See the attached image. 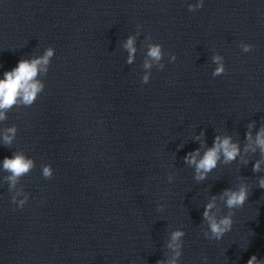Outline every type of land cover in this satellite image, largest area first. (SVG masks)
I'll return each mask as SVG.
<instances>
[{
	"label": "clouds",
	"instance_id": "1",
	"mask_svg": "<svg viewBox=\"0 0 264 264\" xmlns=\"http://www.w3.org/2000/svg\"><path fill=\"white\" fill-rule=\"evenodd\" d=\"M204 6V0H198L197 3H189L187 5L190 12H195ZM138 31L136 35H130L123 44V48L127 51L126 63L131 65L134 63L137 54V36L140 34V26H137ZM145 54L142 63L144 69L141 77V83L147 84L151 77V70L155 67L158 70L165 68L163 62L166 53L163 50V45L152 41L149 34L145 37ZM243 52L247 53L253 50L254 46L248 43L241 42L239 45ZM55 54V49L51 46L47 47L42 56L33 57L30 59H20L17 65L11 70L3 72V79H0V122L8 119V113L15 109L31 107L39 98V95L44 91L45 84L37 77L40 73L47 74L49 65ZM169 62H174L177 57L175 54L168 53ZM213 63L216 65L212 75L213 77L221 76L225 73V63L222 55H214L212 57ZM253 127L249 125V129ZM18 128L15 124L4 127L0 131V143L3 146L11 148L13 145ZM203 133H201V136ZM197 140L200 137H196ZM246 140L248 143L244 147L245 153L251 151L255 153L259 149L261 159L255 161L252 166V171L258 173L261 171V164L264 163V126L256 133L253 141L252 132L249 130L246 133ZM241 156V150L238 143H234L230 136L221 137L217 135L211 147H207L201 155L200 148L189 152L184 157V163L194 169V179L197 182H202L207 179L208 174L218 167L219 163L228 164ZM222 158V159H221ZM243 163L248 161L241 156ZM35 161L29 157L22 150L14 151L11 157H4L0 171L7 173L3 177V181L7 183L9 193L11 195V202L18 208H23L29 199V194L21 187L17 189L22 179L29 175L35 168ZM42 176L45 179H51L53 176V168L49 164L42 165ZM174 177L168 176V182L171 183ZM235 188L224 189L219 196H211L204 206L202 213L203 221L206 223L207 230L203 231L205 238L212 240H220L223 236L230 232L233 226V217L235 210L242 208L248 201L250 190L249 185L243 182ZM258 187L264 189V176L258 178ZM22 197V198H21ZM223 203L224 208L228 211L226 214L222 213V208L217 206V200ZM165 205L159 204L158 209H163ZM185 232L182 229H177L170 234V239L167 247L172 250V257L165 261H157V264H180V257L182 255L183 237ZM207 259L206 257L204 258ZM247 264H264V260H259L256 255H252Z\"/></svg>",
	"mask_w": 264,
	"mask_h": 264
}]
</instances>
